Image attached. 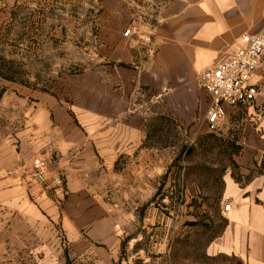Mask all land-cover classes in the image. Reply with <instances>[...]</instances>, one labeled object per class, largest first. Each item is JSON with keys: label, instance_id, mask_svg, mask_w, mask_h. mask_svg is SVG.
<instances>
[{"label": "crops", "instance_id": "1", "mask_svg": "<svg viewBox=\"0 0 264 264\" xmlns=\"http://www.w3.org/2000/svg\"><path fill=\"white\" fill-rule=\"evenodd\" d=\"M133 24L130 37L98 38L106 62L84 83L80 103L7 99L26 117L9 113L13 130L0 132L2 264H128L106 198L117 161L141 154L135 158L137 187L138 177L148 181L151 174L139 171L149 168L144 160L152 151L145 147L146 122L206 119L211 97L199 75L233 57L244 35L264 30V0H168L153 21ZM252 83L264 87V57ZM236 111L228 106L226 119ZM36 158L48 164L44 185L27 176ZM253 169L241 167V183L225 176L223 200L232 207L223 212L228 225L210 252L264 264V176L247 181ZM56 175L62 184L49 187Z\"/></svg>", "mask_w": 264, "mask_h": 264}, {"label": "rangeland", "instance_id": "2", "mask_svg": "<svg viewBox=\"0 0 264 264\" xmlns=\"http://www.w3.org/2000/svg\"><path fill=\"white\" fill-rule=\"evenodd\" d=\"M0 1V132H5L13 130L9 113L26 117L8 98L80 103L82 88L106 62L98 38L134 32V21H153L168 0ZM236 108L215 132L205 118L146 122L145 147L152 151L144 160L149 168L139 171L152 175L148 181L145 174L138 177L137 187L135 158L141 154L119 158L106 198L128 264H243L210 252L222 231L217 225L227 204L225 176L242 177L241 167L247 165L254 167L252 175L264 171V128H257L264 127L259 120H264V104Z\"/></svg>", "mask_w": 264, "mask_h": 264}, {"label": "built area", "instance_id": "3", "mask_svg": "<svg viewBox=\"0 0 264 264\" xmlns=\"http://www.w3.org/2000/svg\"><path fill=\"white\" fill-rule=\"evenodd\" d=\"M133 31L128 29L124 36L130 37ZM150 39V36L147 37ZM243 47L233 57L219 63L211 69H206L199 75L200 87L210 95L211 107L206 115V121L212 132L225 121L226 108L242 107L255 104L264 98V87L253 84L252 79L259 70L264 57V30L258 35H244ZM48 164L42 158H36L27 176L32 183L46 184L49 178ZM62 177L53 176L49 187L61 185ZM231 203L224 206V211H230Z\"/></svg>", "mask_w": 264, "mask_h": 264}, {"label": "trees", "instance_id": "4", "mask_svg": "<svg viewBox=\"0 0 264 264\" xmlns=\"http://www.w3.org/2000/svg\"><path fill=\"white\" fill-rule=\"evenodd\" d=\"M167 119V118H166ZM237 153H239V150H235V155L237 154ZM234 166H236V167H238L235 163L233 164ZM254 172V171H253ZM254 175H250L249 177H247L246 179H247V181H250L254 176H264V171H259V172H254L253 173ZM233 176V178H234V180L237 182V183H241V181H242V179H241V177H237V175H232ZM223 197V196H222ZM219 225H217L218 226V228H220V229H222V231H218L217 232V236H216V238L217 237H220L221 236V234H222V232H223V230L226 228V226L228 225V221H227V219L226 218H224V217H219Z\"/></svg>", "mask_w": 264, "mask_h": 264}]
</instances>
